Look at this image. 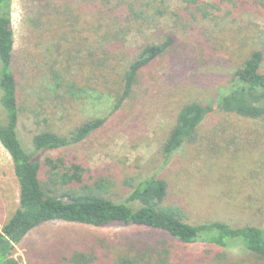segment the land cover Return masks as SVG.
Segmentation results:
<instances>
[{
	"label": "rangeland",
	"instance_id": "rangeland-1",
	"mask_svg": "<svg viewBox=\"0 0 264 264\" xmlns=\"http://www.w3.org/2000/svg\"><path fill=\"white\" fill-rule=\"evenodd\" d=\"M230 5L227 0H11V66L25 149L31 151L38 130L67 134L85 119L106 116L82 141L35 153L40 178L48 169L44 159L62 156L94 177L109 173V196L123 200L131 189L125 178L155 175L167 182L165 203L178 207L187 222L223 220L264 229V119L215 109L198 125L194 141L167 162L161 152L181 106L215 100L253 49L264 52V6ZM169 35L166 50L138 72L130 95L111 111L124 69L144 45ZM54 72L59 86L51 84ZM17 204L13 163L0 143V229ZM75 250L92 254L91 264H127L125 259L264 264L238 240L225 246L185 243L144 225L101 227L57 219L30 230L13 256L19 264H64L61 253Z\"/></svg>",
	"mask_w": 264,
	"mask_h": 264
},
{
	"label": "trees",
	"instance_id": "trees-1",
	"mask_svg": "<svg viewBox=\"0 0 264 264\" xmlns=\"http://www.w3.org/2000/svg\"><path fill=\"white\" fill-rule=\"evenodd\" d=\"M10 1L0 0V143L13 163L18 182V204L0 229V264H19L13 256L15 245L34 227L56 219L101 227L144 225L164 230L185 243L198 240L225 246L229 241L238 240L244 248L264 258L262 227L254 224L232 225L223 220L187 222L178 207L165 203L167 182L155 175L138 181L125 178L123 183L131 189L123 200H114L109 196L112 183L109 173L94 177L87 167L78 162L68 163L62 156H47L44 159L48 167L46 178H40L41 164L35 159V153L82 141L102 126L106 116L85 119L67 134L38 130L31 137V151L25 149L17 129L20 109L17 82L11 66L14 39ZM189 1L195 4L198 0ZM227 1L233 9H246L251 4L264 6V0ZM210 5L213 6L212 3ZM129 8L133 15H138L130 5ZM229 12L232 14L231 10ZM171 40L169 35L165 41L144 45L124 69L122 88L111 111L130 95L138 72L162 54ZM263 59V50L253 49L233 72L227 89L215 100L192 101L181 106L174 126L161 145L165 162L185 142L196 139L198 125L215 109L246 118L264 119ZM52 81L54 86L60 85L57 72L52 74ZM69 252L60 255L59 260L64 264H91L94 259L92 254L84 251ZM124 262L128 264L130 261L125 259Z\"/></svg>",
	"mask_w": 264,
	"mask_h": 264
}]
</instances>
